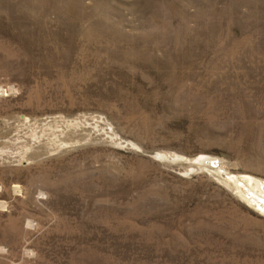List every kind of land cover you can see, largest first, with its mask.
<instances>
[{"label": "rangeland", "instance_id": "rangeland-1", "mask_svg": "<svg viewBox=\"0 0 264 264\" xmlns=\"http://www.w3.org/2000/svg\"><path fill=\"white\" fill-rule=\"evenodd\" d=\"M245 174L264 0H0V264H264Z\"/></svg>", "mask_w": 264, "mask_h": 264}, {"label": "bare ground", "instance_id": "bare-ground-1", "mask_svg": "<svg viewBox=\"0 0 264 264\" xmlns=\"http://www.w3.org/2000/svg\"><path fill=\"white\" fill-rule=\"evenodd\" d=\"M209 158L210 157L208 155L200 154L195 160L194 166L191 167L189 165H186L184 167V171H192L197 169L198 167L200 168L201 166H206L207 168L211 167L219 171L222 161ZM208 161L211 162L209 163ZM242 180L235 175L234 178H232L231 181L228 180L226 184L227 186L231 187V189L239 193V195L247 200L248 203H251L252 205L264 211V183L262 181H259L258 178L256 179L254 176L246 174L242 176ZM246 186L248 189L245 188Z\"/></svg>", "mask_w": 264, "mask_h": 264}, {"label": "water", "instance_id": "water-1", "mask_svg": "<svg viewBox=\"0 0 264 264\" xmlns=\"http://www.w3.org/2000/svg\"><path fill=\"white\" fill-rule=\"evenodd\" d=\"M209 159H213V160H216L215 158H212V157H210ZM209 163L211 162V161H208ZM208 164V163H207Z\"/></svg>", "mask_w": 264, "mask_h": 264}]
</instances>
